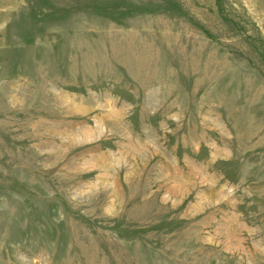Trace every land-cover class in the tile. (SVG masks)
I'll return each mask as SVG.
<instances>
[{
  "label": "rangeland",
  "instance_id": "rangeland-1",
  "mask_svg": "<svg viewBox=\"0 0 264 264\" xmlns=\"http://www.w3.org/2000/svg\"><path fill=\"white\" fill-rule=\"evenodd\" d=\"M0 264H264V0H0Z\"/></svg>",
  "mask_w": 264,
  "mask_h": 264
}]
</instances>
